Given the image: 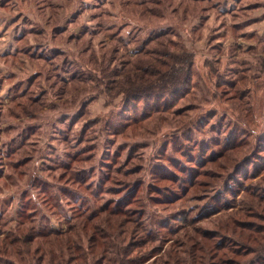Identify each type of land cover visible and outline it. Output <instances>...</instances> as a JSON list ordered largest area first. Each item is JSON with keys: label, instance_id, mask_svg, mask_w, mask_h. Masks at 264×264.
<instances>
[{"label": "rangeland", "instance_id": "obj_1", "mask_svg": "<svg viewBox=\"0 0 264 264\" xmlns=\"http://www.w3.org/2000/svg\"><path fill=\"white\" fill-rule=\"evenodd\" d=\"M258 23L264 0H0V264L45 236L128 248L90 264H264ZM164 34L186 84L125 93Z\"/></svg>", "mask_w": 264, "mask_h": 264}, {"label": "trees", "instance_id": "obj_2", "mask_svg": "<svg viewBox=\"0 0 264 264\" xmlns=\"http://www.w3.org/2000/svg\"><path fill=\"white\" fill-rule=\"evenodd\" d=\"M165 35L167 34L160 35L158 36L159 38L156 37L154 40L148 41L144 44L143 48L133 52L135 53L133 54V58H136V60L130 63V68L131 71L135 73L132 77L128 73L126 74V78L124 79L127 80L124 82L125 88L123 90L125 93L139 96L147 93L155 94L163 90H169L170 92L177 90L176 87L186 84L188 78L186 75L192 67L193 55L185 52L181 47L173 46L169 41H163ZM114 40L115 38H111L108 42L111 43ZM151 43H154L153 49L148 46ZM145 47H148V50H146ZM182 66H184L185 69H183ZM123 91H120V93H124ZM82 224L83 223H81V226ZM62 237L63 236H61V238ZM117 240L118 237L112 236L108 243L110 247L102 243H96L90 247L88 251H84L76 245L71 246V240L64 244L63 240L57 239L56 243H54L45 236L42 238V242L38 243V248L34 252L38 255L37 258H35L34 264H90L87 263V258L97 254L102 257L109 253L115 256H124L127 253V246H111L112 242H116ZM65 245L68 248H66ZM8 246L10 247V245ZM9 252L10 255L19 254L17 249L13 246L10 247ZM65 253L69 255L68 262L63 258ZM108 263L132 264L131 260L130 262L129 260H113L112 262L108 261Z\"/></svg>", "mask_w": 264, "mask_h": 264}, {"label": "crops", "instance_id": "obj_3", "mask_svg": "<svg viewBox=\"0 0 264 264\" xmlns=\"http://www.w3.org/2000/svg\"><path fill=\"white\" fill-rule=\"evenodd\" d=\"M264 26V23H262V24H259L258 23V25H256L255 27V30L258 32V33H262V30H263V28H262V26Z\"/></svg>", "mask_w": 264, "mask_h": 264}, {"label": "flooded vegetation", "instance_id": "obj_4", "mask_svg": "<svg viewBox=\"0 0 264 264\" xmlns=\"http://www.w3.org/2000/svg\"><path fill=\"white\" fill-rule=\"evenodd\" d=\"M212 1V0H210ZM232 2L235 4V5H239L242 3V0H232ZM182 22H185V19H181Z\"/></svg>", "mask_w": 264, "mask_h": 264}]
</instances>
